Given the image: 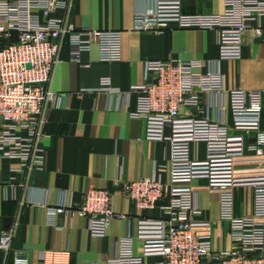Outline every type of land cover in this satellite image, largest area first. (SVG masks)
Wrapping results in <instances>:
<instances>
[{"label":"crops","instance_id":"1","mask_svg":"<svg viewBox=\"0 0 264 264\" xmlns=\"http://www.w3.org/2000/svg\"><path fill=\"white\" fill-rule=\"evenodd\" d=\"M182 1L183 13L189 16L220 15L225 10L224 0ZM70 2L66 10H58L52 17L78 31L114 34L121 42V61H108L102 43L93 44L75 59L71 39H65L62 62L55 67L49 85L56 98L46 107L35 139L43 156L42 165L0 155V241L3 233L11 236L10 246L0 247V264H14L19 253L27 256L29 264H109L117 253L118 241L127 235L134 237V253L141 256L139 222L167 215L163 207L138 211L125 197L124 186L157 177L167 192L172 187L171 143L148 140L146 122L133 117L138 95L131 90L146 82L148 63L199 61L205 65L203 73L208 65H214L223 76L227 93L236 89L262 92L264 130L262 39L248 34L240 60H221L216 31L183 29L171 23L160 34L136 32L134 17L153 9L150 0ZM228 99V95L219 99L206 96L203 107L212 119L224 121L231 128L236 157L234 214L242 218L255 211L253 185L264 184V158L250 153V135L233 130ZM215 101L220 109L208 111L207 105ZM182 114L193 116L196 111L182 109ZM192 149L195 157L196 149ZM205 150L202 146L203 159ZM188 187L195 192V204L201 211L193 218L197 233L211 238L214 252L230 250L231 226L222 218L221 191L211 190L206 180H195ZM94 189L109 191L115 212L125 217L114 220L104 237L92 234L86 218L50 214L60 205L80 204ZM160 262L159 258L146 260L147 264Z\"/></svg>","mask_w":264,"mask_h":264},{"label":"built area","instance_id":"2","mask_svg":"<svg viewBox=\"0 0 264 264\" xmlns=\"http://www.w3.org/2000/svg\"><path fill=\"white\" fill-rule=\"evenodd\" d=\"M71 0H0V155L25 163L42 165L43 156L36 138L49 103L55 100L49 85L55 67L62 62L65 39L70 37L73 56L96 43L106 48L111 63L121 61V42L114 34L92 30L78 31L52 15L66 10ZM153 9L135 15L136 32L163 33L171 23L183 29L216 31L221 60H240L248 34L264 43V0H224L220 15L183 13L182 0H150ZM202 62L157 61L147 64L146 82L132 88L138 95L133 117L147 124V139L171 143V182L169 192L160 178H141L124 186L125 197L138 211L163 207L167 218L139 222L137 239L141 256L134 253V237L118 241L109 264H264V184L253 185L255 211L248 217L234 214L236 157L232 151L231 128L205 111L206 96L219 99L228 95L234 118L233 130L251 136V154L264 158V130L261 126L263 93L236 89L227 93L224 79L214 65L203 73ZM208 111L220 109L218 102ZM194 108L196 115L182 114ZM167 131L170 134L167 135ZM202 146L206 157L202 158ZM195 147L196 155H193ZM195 180H206L211 190L221 191L222 218L231 226L232 245L225 252H214L211 238L200 236L193 221L201 214L195 192L188 187ZM168 197V202L166 199ZM166 203V204H164ZM52 217L79 216L90 221L95 237H104L114 220H125L113 208L109 191L90 190L78 205L51 209ZM11 236L3 233L0 247L8 248ZM14 264H29L19 253Z\"/></svg>","mask_w":264,"mask_h":264}]
</instances>
